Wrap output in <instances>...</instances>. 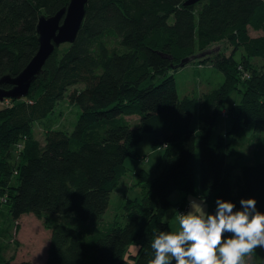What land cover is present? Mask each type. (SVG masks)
<instances>
[{
	"label": "trees",
	"instance_id": "1",
	"mask_svg": "<svg viewBox=\"0 0 264 264\" xmlns=\"http://www.w3.org/2000/svg\"><path fill=\"white\" fill-rule=\"evenodd\" d=\"M184 1L88 0L74 41L56 46L27 95L8 98L10 104L0 109V214L5 203L13 220L25 213L44 218L50 240L43 264H148L154 234L170 230L163 217L174 190L184 194L176 207L198 194L208 213L215 212L217 199L240 210V200L249 198L264 212V136L253 145L255 162L227 160L233 148L226 136L209 144L222 113L229 114L233 133L248 123L257 133L264 130V0ZM68 2L0 0V77L23 69L38 48V18L55 14ZM250 28L260 33L252 35ZM109 35L116 40L113 46ZM222 40L242 48L241 58L231 53L200 59L222 70L224 80L201 94L198 126L192 128L196 100L178 96L172 72L183 58H196ZM254 57L262 61L261 68L253 64ZM78 83L83 87L67 94L80 108L73 129L47 128L40 143L32 135L33 123ZM235 88L240 101L226 112L224 99ZM126 116H137L138 124L132 126ZM145 132L152 133L153 148L164 149L163 168L140 199H126L125 224L114 220L103 231L84 232L50 214L99 220L128 170L126 157L136 155ZM13 144L17 153L11 161ZM133 174L137 183L148 181L145 169ZM134 241L138 249L129 254L130 261L124 254ZM0 264L34 263L0 253Z\"/></svg>",
	"mask_w": 264,
	"mask_h": 264
},
{
	"label": "rangeland",
	"instance_id": "2",
	"mask_svg": "<svg viewBox=\"0 0 264 264\" xmlns=\"http://www.w3.org/2000/svg\"><path fill=\"white\" fill-rule=\"evenodd\" d=\"M249 33L256 35L259 34L260 31L250 28ZM107 41L110 46H113L116 43L115 38L111 35L108 36ZM242 52V48L234 49L233 46L225 40L214 42L205 50L196 54V58H193L185 65L179 67L176 71L172 72L175 77L178 96L183 97L189 95L196 100L195 112L190 123L192 128H197L198 126L199 97L202 93L218 87L224 80L222 70L214 66L211 61L201 63L200 59H203V57H212L217 54L229 55L232 53L233 57L236 60H239ZM252 62L256 67H262V61L260 59H255L254 57ZM83 85V83H78L75 86L69 87L64 96L56 102L52 111H50L45 117L37 119L33 123L32 135L36 140L43 143L44 132L47 128L61 129L67 132H70L73 129L80 113V108L79 105L68 100L67 94L73 87L81 88ZM240 98L241 93L238 89L235 88L231 90L224 99V111H230V109L240 101ZM8 104H10V102L6 103V105ZM134 117L136 116H129L127 118V121L132 126L138 124V120ZM231 127L232 123L229 114L226 115V113H222L218 115L212 126L209 144H216L220 136H226V139L232 143L233 148V153L227 156V160L234 161V159L237 158L240 163L255 162V159L251 156L252 148L257 142L259 136H264V130L260 133L255 132L253 123H248L237 133H233ZM197 139L196 144L198 146ZM151 141L152 133L145 132L135 147L136 155L126 157L124 164L128 170L121 177L117 186L111 191L107 209L99 220H79L71 214H50L58 216L63 222H69L84 232L92 228L93 232L96 231V229L103 231L108 224L114 220L119 222V224H125L128 220L124 210L126 199L135 197L140 199L147 184L158 175L163 168L161 165V159L164 149L161 147L158 149L153 148ZM15 151L17 153L13 144L10 147L11 161L14 159L13 156ZM196 158L198 167V151ZM142 168L149 172V178L147 182L144 181L137 183V177L133 173ZM131 181L135 183L131 185ZM183 195L182 191L174 190L169 196L172 204L165 212L163 218L168 223L170 230H173L176 227V216L179 212L184 210V213H187L190 210L189 201L191 199L197 201L201 200L198 194H190L187 196L186 205H179L177 206V209L175 205L176 201H178ZM205 211L207 212L206 202ZM8 213V206L3 203L1 205L0 214V253L5 258L12 261L29 260L34 264H43L46 260L50 240V229L46 227L43 221L44 218H38L32 213H25L17 220H13L9 217ZM137 249L138 243L134 241L126 247L124 255L131 261L133 258L130 257L129 254L136 253ZM263 260L264 248L256 249L253 254V261L258 262Z\"/></svg>",
	"mask_w": 264,
	"mask_h": 264
},
{
	"label": "clouds",
	"instance_id": "3",
	"mask_svg": "<svg viewBox=\"0 0 264 264\" xmlns=\"http://www.w3.org/2000/svg\"><path fill=\"white\" fill-rule=\"evenodd\" d=\"M256 204L241 199L236 210L234 203L217 199L215 212L208 213L204 200L191 199L173 230L154 234L148 264H253L255 250L264 248V212Z\"/></svg>",
	"mask_w": 264,
	"mask_h": 264
},
{
	"label": "water",
	"instance_id": "4",
	"mask_svg": "<svg viewBox=\"0 0 264 264\" xmlns=\"http://www.w3.org/2000/svg\"><path fill=\"white\" fill-rule=\"evenodd\" d=\"M88 0H69L68 4L50 16H40L36 24L38 34V48L28 63L15 76L4 74L1 83H9L11 87L0 86V100L20 99L27 95L33 80L54 48L61 43L73 42L80 28L85 14ZM197 0H185L184 5L195 3ZM194 57L183 58L179 65L183 66Z\"/></svg>",
	"mask_w": 264,
	"mask_h": 264
},
{
	"label": "crops",
	"instance_id": "5",
	"mask_svg": "<svg viewBox=\"0 0 264 264\" xmlns=\"http://www.w3.org/2000/svg\"><path fill=\"white\" fill-rule=\"evenodd\" d=\"M7 100H8V99H7ZM5 105H6V99H4V100L1 101L0 109L3 108ZM128 117H129V116H126L125 118L127 119ZM134 118H135L136 120H138V117H137V116L134 117ZM157 149H158V148H157ZM143 162H144V161H143ZM142 169H143V168H142ZM134 172H136V171H134ZM132 182H133V181L130 182L131 185H133V184L135 183V182H133V183H132ZM129 186H130V185H129ZM124 197H125V196H124Z\"/></svg>",
	"mask_w": 264,
	"mask_h": 264
},
{
	"label": "built area",
	"instance_id": "6",
	"mask_svg": "<svg viewBox=\"0 0 264 264\" xmlns=\"http://www.w3.org/2000/svg\"><path fill=\"white\" fill-rule=\"evenodd\" d=\"M6 103H9V100L6 99ZM17 147H18V148H21V144H20V143L17 144ZM180 213H184V210H183V211H180L179 214H180ZM179 214H178V215H179Z\"/></svg>",
	"mask_w": 264,
	"mask_h": 264
}]
</instances>
